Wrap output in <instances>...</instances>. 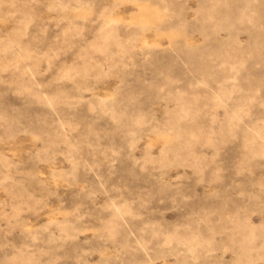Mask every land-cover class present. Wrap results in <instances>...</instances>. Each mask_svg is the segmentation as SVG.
<instances>
[{
    "label": "rangeland",
    "instance_id": "rangeland-1",
    "mask_svg": "<svg viewBox=\"0 0 264 264\" xmlns=\"http://www.w3.org/2000/svg\"><path fill=\"white\" fill-rule=\"evenodd\" d=\"M0 264H264V0H0Z\"/></svg>",
    "mask_w": 264,
    "mask_h": 264
}]
</instances>
